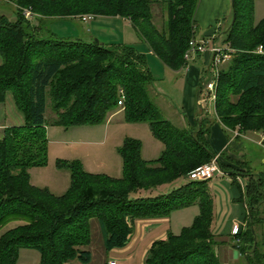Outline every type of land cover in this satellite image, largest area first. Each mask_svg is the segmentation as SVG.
<instances>
[{
	"label": "trees",
	"instance_id": "trees-1",
	"mask_svg": "<svg viewBox=\"0 0 264 264\" xmlns=\"http://www.w3.org/2000/svg\"><path fill=\"white\" fill-rule=\"evenodd\" d=\"M7 1L13 3V15L0 13V104L9 92L23 123L5 127L0 137V264H14L19 248L36 250L37 264H107L105 252L125 244L133 219L166 217L194 204L198 213L190 224L152 241L142 264H221V245L234 248L243 264H264L261 173L239 172L216 159L238 190L234 201L245 210L244 227L229 237L212 232L208 179L184 180L149 194L215 157L206 141L212 121L227 136L233 130L264 137V17L252 22V0H230V22L221 30V49L228 57L217 70L213 118L198 102L199 82L192 126L173 125L160 115L144 54L132 45L60 37L50 24L80 14L123 18L162 65L176 70L186 64L188 41L197 39V0ZM24 8L37 19H26ZM156 8L161 11L159 26L153 21ZM118 90L123 92L121 106L116 103ZM47 97L52 114L46 118ZM116 110L126 122L147 123L162 144L156 158L142 159L140 142L127 137L117 147L118 177L84 171L77 160L56 159V167L68 172L63 193L54 195L30 183L28 169L45 163L47 124L67 128L104 123ZM239 175L246 180L242 190L235 179Z\"/></svg>",
	"mask_w": 264,
	"mask_h": 264
},
{
	"label": "rangeland",
	"instance_id": "rangeland-1",
	"mask_svg": "<svg viewBox=\"0 0 264 264\" xmlns=\"http://www.w3.org/2000/svg\"><path fill=\"white\" fill-rule=\"evenodd\" d=\"M198 2V0H197ZM196 10V9H195ZM13 3L7 0H0V13H4L11 18L13 15ZM153 21L157 26L161 23V11L159 8L153 10ZM202 20L195 21L196 34L203 30V25L209 28L213 27L217 33L214 40L216 47L222 48L223 30L230 22V0H209L206 8L199 7L197 10ZM195 13V12H194ZM88 14L77 15L74 18H65L55 20L51 25L52 31L60 37H83L94 38L102 44H129L137 51L144 54L145 66L151 76L152 88L155 91L154 104L158 108L160 115L167 119L171 124L180 126L182 114L180 113V82H173L171 71L153 55L147 54V48L144 43L136 40L132 29L122 22V19L116 16H96L88 20H82V17ZM31 22L37 19V15L30 11ZM264 17V0H252V22L256 23ZM196 37V36H195ZM212 39L207 46H211ZM219 64L218 67H221ZM210 78V80H209ZM213 73L210 72L208 81H214ZM197 99L200 101L201 108L207 112L209 118H213V108L210 94L206 90H201ZM50 101L46 98L45 117L52 114L49 108ZM118 119V121L116 120ZM216 121H212L214 123ZM46 155L44 165L31 167L28 169L29 181L36 187L46 188L50 193L59 195L63 193L68 186V172L66 169H59L55 165L56 159L77 160L82 169L92 173H104L111 177H118L121 173V159L117 152L124 138H133L140 142V151L143 159L150 160L158 156L162 149L161 142L153 136L147 123L145 122H126L123 119L114 117L106 124L99 123L93 125H77L63 128L59 125H46ZM229 140H232L233 147H229L228 154L220 155L216 159L222 164L230 166L239 172H251L253 174L261 173L264 176V149L256 144L253 139V131H245L237 134L233 130L227 131ZM225 138L226 135L221 133ZM225 153V152H224ZM240 162V163H239ZM244 162L245 165H242ZM246 170V171H245ZM242 185L245 187V178L239 175ZM186 180L178 179V182ZM230 175H222L209 180L207 190L211 198L212 222L211 229L222 237L226 236L230 226V220L234 216L231 205V188L234 184ZM211 182V183H210ZM169 184L163 187H157L149 191L150 195L165 192L170 189ZM145 191L143 190L142 193ZM147 192V191H146ZM264 192V186H263ZM143 195V194H141ZM144 195H147L144 193ZM134 196V195H133ZM239 197V193L237 196ZM264 200V199H263ZM239 203V202H238ZM242 204V203H240ZM243 205V204H242ZM264 211V201L261 204ZM198 213L197 205H188L170 212L171 227L176 229L179 225H189ZM264 216V215H263ZM245 214L239 218V227H244ZM90 227L96 230L94 221H90ZM258 227V225H257ZM264 231V226L262 229ZM135 242V241H134ZM227 248L224 246L221 256V264H226L228 259ZM106 255H114L117 259L121 256L118 248H110L105 252ZM39 254L31 248H19L14 264H37Z\"/></svg>",
	"mask_w": 264,
	"mask_h": 264
},
{
	"label": "crops",
	"instance_id": "crops-1",
	"mask_svg": "<svg viewBox=\"0 0 264 264\" xmlns=\"http://www.w3.org/2000/svg\"><path fill=\"white\" fill-rule=\"evenodd\" d=\"M208 4H209V0H198L196 5V10L194 13V19H196L197 22H199V20H202L197 10L199 9V7H202V9L206 8ZM120 19H122V22H124L131 28V26L128 24V22L125 19L123 18ZM54 21L55 20H53L52 23ZM51 24H50V29L52 30ZM201 28H203V30L200 31V33L195 36L197 37V39L203 38L204 40H206L208 44L209 40H211L212 36L215 34L214 33L215 31L213 30V27L209 28L208 26L205 25H203V27ZM135 38L138 41L136 35ZM146 52L147 54L152 55L150 51L147 50ZM210 58H211V53L209 52L207 47L204 50V52L200 54H189V56L185 59L186 64L183 67L178 68L176 70L169 69L172 73L171 79L173 80V82L176 83L177 81H179L181 84L179 91L180 93L179 103H180V113L182 114V121L180 123L181 124L180 126L183 125L192 126L194 123V116L196 114L195 99L197 94V86L198 83L201 82L205 77V75L207 74V72L202 74V70L204 68H208ZM114 117L115 118L118 117L119 119L120 118L122 119V112L120 110L111 112L106 117V120L104 121L103 124L108 123L110 119ZM116 120L118 121V119ZM22 123H23L22 114L14 106L10 93L6 92L4 101L0 104V137L2 136V130L5 127L11 125H20ZM47 129L48 128L45 126V132H47ZM222 132L226 135V133L222 129V126L216 121L212 123V125L209 127V132L208 135L206 136V141L208 143V146L216 158L220 156L222 152L228 154L227 152L229 150L228 148L230 146L233 147V144L231 143L232 140H229L230 136L228 137L226 135L227 138H225L221 134ZM253 134H254L253 135L254 142L264 149V137L259 133H253ZM140 156H141V151H140ZM215 177H219V176H214L208 179V182L209 180H212ZM177 183L178 180H175L169 185L173 186ZM158 187H163V185H160ZM230 192H231L232 211L234 212L235 215L232 216L230 220V226L226 236L232 235L231 232L232 225L234 223H237L239 226L238 220L242 216V214L243 215L245 214L244 205L234 201V198H236L238 193L236 186L233 185ZM169 215L166 217L133 219L132 230L130 232V235L128 236L127 241L122 247L118 248V251L121 252L120 254L121 257L117 259L116 257H114V255L105 254V259L107 261L113 260L115 264H142L146 251L152 241L156 239L164 238L167 232H171L173 234L178 233L180 228L185 226V225H181V226L179 225L178 227H176V229H172L171 219L169 218L170 217ZM16 223L19 222L18 221L10 222L8 226ZM212 232L218 235L213 230ZM224 246L226 245H221L218 248V256L220 260ZM227 249H228L227 250L228 259L226 264H243L242 258H240L237 251L234 248H232L229 245V248Z\"/></svg>",
	"mask_w": 264,
	"mask_h": 264
},
{
	"label": "built area",
	"instance_id": "built-area-1",
	"mask_svg": "<svg viewBox=\"0 0 264 264\" xmlns=\"http://www.w3.org/2000/svg\"><path fill=\"white\" fill-rule=\"evenodd\" d=\"M23 11V16L26 19H30L31 17L29 16V10L27 9H22ZM91 19L90 15H86L82 17L81 21ZM206 40L203 38H191L188 41V47L186 52L184 53V58L186 59L189 54H193L194 52L202 53L204 50L208 47L209 52L211 53V58L209 61V66H208V71L203 80L200 82L201 84V90H206L208 94H210V97H213L214 93V87H215V82H216V75H217V70L218 66L220 63H222L228 55L224 52H222V49L219 47H216L214 43L212 42L211 46H207ZM210 72L213 73V77L215 78L213 82L208 81V77L210 75ZM210 80V78H209ZM123 100V92L122 90H118V99L116 101L118 106H121ZM199 104L200 101L198 100ZM224 173L220 170V168L217 165L216 162V157H213L209 162L200 164L190 171L186 173L185 179L186 180H204V179H210L214 176H221ZM236 182L240 185H242L240 178L237 176ZM238 228V224L234 223L231 228L232 234L236 232ZM107 264H115L113 260H108Z\"/></svg>",
	"mask_w": 264,
	"mask_h": 264
}]
</instances>
